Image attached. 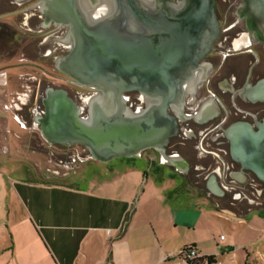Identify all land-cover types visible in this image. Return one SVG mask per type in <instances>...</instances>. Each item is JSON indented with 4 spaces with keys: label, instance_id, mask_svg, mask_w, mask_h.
Wrapping results in <instances>:
<instances>
[{
    "label": "crops",
    "instance_id": "crops-1",
    "mask_svg": "<svg viewBox=\"0 0 264 264\" xmlns=\"http://www.w3.org/2000/svg\"><path fill=\"white\" fill-rule=\"evenodd\" d=\"M20 12L11 0H0V30L13 33L12 42L5 37L0 42V70L7 76L6 85L0 78V165L13 176L6 186L0 181L6 203L0 237L6 239L8 261L121 264L132 254L129 240L135 247L145 237L136 233L144 223L153 231L156 243L161 236L169 239L171 229L192 227L195 219L190 207L195 201L203 200L233 217L252 209L239 195L211 193V173L204 169L209 163L198 161L192 145L167 156L176 154L186 165V174L149 155L145 159L115 158L108 163L91 158L77 162L65 156L58 171L53 170L57 152L46 153L49 148L34 132L38 128L33 127L31 110L21 113L5 108L16 92H23L19 76H40L37 66L45 62L37 50L42 43L40 33L27 29L24 42L17 41L23 34L19 27L26 20ZM21 59L35 64L36 69L28 67L31 65L22 68ZM26 116L31 119L29 125ZM34 141H39V147L34 148ZM22 159L26 160L23 167ZM220 171H216L218 187ZM86 173L90 175L86 177Z\"/></svg>",
    "mask_w": 264,
    "mask_h": 264
},
{
    "label": "water",
    "instance_id": "water-1",
    "mask_svg": "<svg viewBox=\"0 0 264 264\" xmlns=\"http://www.w3.org/2000/svg\"><path fill=\"white\" fill-rule=\"evenodd\" d=\"M11 1L19 5L22 0ZM113 1L112 14L121 20L122 34L111 26V20L88 24L79 0H47L44 7L40 3L30 7L25 15V22L30 19V31L40 33V25L48 27L53 22L67 26L74 35V49L59 59V71L102 94L92 98L82 114L65 89L48 88L33 127L37 126L49 145L83 147L95 161L108 163L132 156L145 159L149 155L186 174V165L176 154L167 157L165 148L177 134L179 123L186 121L181 85L198 69L196 62L211 49L216 37L214 0H186L173 15L164 14L171 21L164 22V35L156 42L151 35L155 28L152 6L141 0ZM41 9L44 23L39 19ZM237 11L249 26L264 28V0H242ZM135 28L142 31L135 32ZM203 35L209 36L207 43L198 39ZM37 50L43 56L46 48L41 43ZM130 91L151 102L145 109L131 112L123 98ZM240 96L251 104L264 103V78L247 86ZM202 107L204 113L207 105ZM223 134L229 158L240 169L234 178L242 182L248 172L264 186V115L253 124L235 121ZM146 149L150 151L138 156ZM217 185L215 176L210 175L211 193L221 196Z\"/></svg>",
    "mask_w": 264,
    "mask_h": 264
},
{
    "label": "flooded vegetation",
    "instance_id": "flooded-vegetation-1",
    "mask_svg": "<svg viewBox=\"0 0 264 264\" xmlns=\"http://www.w3.org/2000/svg\"><path fill=\"white\" fill-rule=\"evenodd\" d=\"M46 1L22 0L17 8L25 17L31 11L30 6L40 3L44 7ZM141 1L154 9L155 28L152 29L151 34L153 42L164 35V22L171 21L164 14L173 15L186 5V0ZM79 3L87 16L88 24L94 25L100 21L111 20V26L116 27L118 33H121V20L112 14L113 0H79ZM214 3L218 23L216 37L212 41L211 49L196 62L198 69H193L191 75L181 85L184 92L182 114L186 121L179 123V130L168 142L165 153L168 156L173 150L184 149L188 145H192L198 161H208L209 166L204 169L208 170L210 175L213 174L216 178V171L220 168V173L223 176L221 186H219L223 194L222 197L236 194L242 197V201L247 200V203L251 204L254 201L253 195L259 198L261 193L264 194V186L248 172L244 173L245 177L242 182L234 178L233 175H236L240 169L229 158L228 141L225 139L223 131L235 121H248L253 124L264 115V103L251 104L240 96L247 86H254L264 78V28L256 27L254 24L249 26L244 18L238 16L237 9L242 0H214ZM39 16V19H42L44 23L43 9H41V13L39 12ZM29 20L25 24L21 23L19 29L23 34L16 38L18 42H24ZM135 29V32L142 31ZM39 30L40 39L46 48L43 55L45 62L43 65L37 66L36 70L40 76L21 74L18 80L23 92H16L8 105L12 104V109L21 113L31 110L34 113L32 115L34 124L37 118L35 114L42 111L41 100L46 90L62 88L67 92V96L78 104L82 114H86L89 109L88 102L92 98H100L102 94L94 90L93 87L79 85L75 79L66 76L57 67L59 59L74 49L72 31L67 26L53 24V22H50L48 27H46V23L44 26L40 25ZM2 37L7 39L6 42L13 41V33L7 28L0 30V42ZM198 39L201 43H207L209 36L203 35ZM19 65H22V68L31 65L28 67L36 69L33 67L35 64H31L25 59H21ZM0 73L2 83L4 82L6 85V71L1 69ZM55 83H58L59 86L51 88L50 86ZM123 98L130 111L136 113L145 109L151 102L149 98L137 91H130ZM204 104L207 107L204 113H201ZM169 114L174 113L169 110ZM44 142L49 148L46 151L48 156H51L52 149L56 150L57 156L54 158L57 163L65 156L72 158L75 154L72 147H76L77 152L81 153L84 150L89 155L87 149L77 147V145H49L45 140ZM78 149L83 150L78 151ZM147 150L149 149L142 151L138 156ZM82 154L84 155V153ZM250 194L251 196H248ZM249 198L251 199L248 200Z\"/></svg>",
    "mask_w": 264,
    "mask_h": 264
},
{
    "label": "rangeland",
    "instance_id": "rangeland-1",
    "mask_svg": "<svg viewBox=\"0 0 264 264\" xmlns=\"http://www.w3.org/2000/svg\"><path fill=\"white\" fill-rule=\"evenodd\" d=\"M56 86L59 84L55 83L50 87L57 88ZM26 117L29 125L31 119ZM27 130L29 129L24 131ZM34 132L39 134L37 138L44 142L39 130L36 129ZM39 144V141L38 144L34 141V148H37ZM75 148L72 147V150L76 152L77 148ZM81 150L78 149V151ZM81 153L87 155L84 150ZM72 158L77 161L76 156ZM25 161V159L20 161L21 167ZM53 170L58 171L55 166ZM85 175L87 177L90 174ZM11 178L13 176L9 175L8 169L0 165V181L5 185L6 182H11ZM253 197L254 201L251 204L246 203V200L242 201L252 209L234 217L226 216L221 210L207 206L203 200L195 201L194 207L189 206L190 210L194 211V225L188 228L178 226L171 229L169 239L161 236L160 243L155 242L153 231L148 224L144 223L137 228L136 233L138 236L145 237L135 247L129 240V249L132 254L121 264H187L178 258L183 247L193 248L203 256L212 257V264H264V194L261 193L259 198L255 195ZM5 206V198L0 193V221L5 218ZM221 236L224 240H220ZM5 240L0 237V264H13L8 261L9 254L4 247ZM199 264L209 263L203 260Z\"/></svg>",
    "mask_w": 264,
    "mask_h": 264
},
{
    "label": "built area",
    "instance_id": "built-area-1",
    "mask_svg": "<svg viewBox=\"0 0 264 264\" xmlns=\"http://www.w3.org/2000/svg\"><path fill=\"white\" fill-rule=\"evenodd\" d=\"M12 104L11 105H9V106H5V108L7 109V110H11L12 109ZM41 113V112H40ZM40 113H37L38 115L40 114ZM73 156L75 157H77V162H82V161H85V160H87V159H89L90 157H89V155H83L82 153H78L77 151L75 152V154H73ZM72 156V157H73ZM74 160H76V159H74ZM62 164L61 163H57L56 165H54L55 166V168L56 169H58V167H60ZM64 166V165H63ZM65 168H68L69 166L67 165V166H64ZM220 240H224V237H220ZM180 254L182 255L181 256V258L182 259H184V260H188V261H197V260H200V259H205V257L206 256H203V255H201V254H199V253H197L193 248H189V247H187V249L186 250H184V251H181L180 252Z\"/></svg>",
    "mask_w": 264,
    "mask_h": 264
},
{
    "label": "trees",
    "instance_id": "trees-1",
    "mask_svg": "<svg viewBox=\"0 0 264 264\" xmlns=\"http://www.w3.org/2000/svg\"><path fill=\"white\" fill-rule=\"evenodd\" d=\"M128 219H126V223H127ZM187 247H183L182 251L186 250ZM181 254H179L178 258L182 259L181 258ZM183 261H185L187 264H199L201 261L203 262V260H205L207 263L209 264H212L213 262V258L212 257H209V256H206L205 259H200V260H197V261H188V260H184L182 259Z\"/></svg>",
    "mask_w": 264,
    "mask_h": 264
}]
</instances>
